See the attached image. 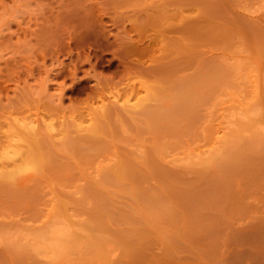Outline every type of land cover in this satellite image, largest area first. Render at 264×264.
Returning <instances> with one entry per match:
<instances>
[{"label":"rangeland","instance_id":"374dc122","mask_svg":"<svg viewBox=\"0 0 264 264\" xmlns=\"http://www.w3.org/2000/svg\"><path fill=\"white\" fill-rule=\"evenodd\" d=\"M10 142L0 264H264V0H0Z\"/></svg>","mask_w":264,"mask_h":264},{"label":"bare ground","instance_id":"6f19581e","mask_svg":"<svg viewBox=\"0 0 264 264\" xmlns=\"http://www.w3.org/2000/svg\"><path fill=\"white\" fill-rule=\"evenodd\" d=\"M128 103L129 102H131L132 101V99H131V97L129 98L128 97V99L126 100ZM130 105H133V104H130ZM36 119L35 120H32V122H30V123H28V124H26L28 127H30V128H34V126H35V123H36ZM51 125V127H53L54 126V124L53 123H51L50 124ZM19 153V148L16 146V144H15V142H10L5 148H4V150H3V152H2V154L0 153V158H2V157H4V158H10V157H13L14 155H16V154H18ZM30 157V156H29ZM29 157H28V159H29ZM32 158V157H31ZM26 160H27V158H26ZM25 161V160H24ZM27 161H28V163H27ZM27 161H25V163L24 162H21L20 164H18L16 167V171L18 170V169H20L21 167H26L27 168V166H29L30 165V161L29 160H27ZM22 163H24V164H22ZM19 167V168H18ZM29 168V167H28ZM22 169H24V168H22ZM22 169H20V170H22ZM61 225H62V227H61ZM59 226V224H57V227L56 226H53L54 227V229H52V231L54 232L55 231V233L54 234H56V235H59V236H61L63 233H65V231H66V229H67V227L66 226H64V224H60V227H58ZM53 227H51V228H53ZM55 228H56V230H55ZM50 231H51V229H50ZM52 231H51V233H52ZM59 233V234H58ZM54 234H50V236L51 235H54ZM56 235H54V236H56ZM44 236V235H43ZM55 237V238H57V240H59L60 239V237ZM46 237V236H45ZM53 236H51V238H52ZM42 238V237H41ZM44 238V237H43ZM47 238V237H46ZM50 238V237H49ZM61 238H62V236H61ZM64 237L62 238V239H60V240H62V242H65L66 240L64 239ZM57 240H55L56 242H57ZM55 243V242H54ZM59 243H60V241H59ZM58 243V245H60V244H62V243H60L59 244ZM53 245H55V246H57L58 247V245H57V243H55V244H53ZM63 245H64V243H63ZM61 246V245H60ZM59 246V247H60ZM56 247V248H57ZM58 247V248H59ZM53 248H55L54 246H53ZM57 248V249H58ZM55 251H54V253L56 252V249H54ZM112 263V262H111Z\"/></svg>","mask_w":264,"mask_h":264}]
</instances>
